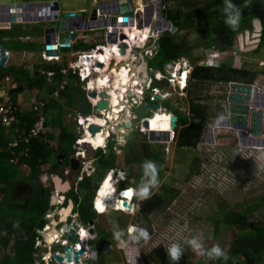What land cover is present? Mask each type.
Instances as JSON below:
<instances>
[{
	"label": "rangeland",
	"instance_id": "obj_1",
	"mask_svg": "<svg viewBox=\"0 0 264 264\" xmlns=\"http://www.w3.org/2000/svg\"><path fill=\"white\" fill-rule=\"evenodd\" d=\"M56 1L61 13L84 12L87 15L92 9L90 0ZM214 1L216 0H173L168 3V7L194 8L201 4H211ZM247 4L239 2L235 5L241 9ZM253 5L262 6L260 2ZM25 27L28 29L29 27H40V25L34 23L27 24ZM210 27L209 20H196L192 27L184 28L176 33V40L182 48L184 61V63L181 62V67L188 68L190 72L194 64L206 65L207 62L209 64V56L216 52L228 66L248 71V77L254 78L251 84L264 90V45H259L262 29L261 19L254 17L253 28L238 34L234 38L232 46L222 52L216 50ZM29 33L34 41L39 42L40 34ZM97 41L103 43L100 38ZM73 50V46L60 48L59 54L62 61L66 62L67 55ZM12 57L16 63L28 65L26 67L28 69L31 68L30 64L36 60L34 53L13 55ZM10 62L11 59L6 65H12ZM30 75L34 76L32 72ZM11 82H13L11 78L8 81L2 80V89H6L9 93V90L13 88L10 86ZM230 82L233 81L228 83L214 80L205 81L193 94L199 103L205 105L208 123L203 138L194 148L177 149L174 138H169L166 141L149 139V130H170L169 121L167 124L164 121L170 118L171 112L160 104L161 101L168 100L170 105L180 111L188 110L185 90L177 91L169 87L163 80L160 82L161 87L168 94L160 95V99H156L155 102L159 103L160 107L149 109L140 105L139 108H136L138 110L133 108L130 115L131 117H133L132 114L139 115L138 119H131L130 127L123 124L113 133L110 143H112L115 154L116 168L114 170L116 174H114V180L116 182V175L120 171L122 172L120 173L121 177H125L124 181L117 182V185L113 184V192L119 188H126L133 182V177L130 175L141 168L140 162L144 155L143 144L150 143L151 148L160 150L163 164L156 163L159 184L150 188L148 196L150 198L153 194L159 193L160 200L147 216L139 215L138 211L140 201L148 198L145 199L134 194L135 201L132 209L127 210L128 212H120L116 209L124 207H117L116 195L110 193L108 184L102 185L101 197L96 194L94 204L98 213L95 215L96 226L109 234L108 240L105 241L97 235L98 232H95L96 240L104 242L103 253L107 258L105 264H178L173 260L171 262L170 260L168 262V259L163 261V257L169 258L167 248L173 244H178L182 249L179 259L182 264H208L210 259L207 252L213 245L218 244L222 251H226L231 241L240 234L237 228L216 223L231 208L241 212L247 205L259 201L258 207L248 214V219L256 223H264V202L262 203V197H264V146L241 145L238 140V130L227 126H214L212 141H206L208 126L215 123L217 118L228 115L227 94ZM80 86L85 91L82 84ZM0 95V101L4 100L6 96ZM38 96L35 89L20 91L18 97L15 98L18 111L21 113L29 111L33 102L42 100L37 99ZM144 100L149 102L148 97H145ZM77 113L79 114L76 110H67L65 121L75 126L76 133L79 135L81 129L75 124ZM144 115H152L154 121L151 120V127H142L139 117ZM125 116V113L120 114V120ZM112 121L107 123L106 128ZM44 132L54 134L55 137L49 143L51 147H55L58 136L57 129L47 126ZM131 134H137L141 139L130 141L127 137ZM246 136L250 137L248 133ZM142 137L146 139L143 140ZM99 148H106V146ZM84 163L87 167L86 171L94 174V183L98 185L104 170L94 169L93 171L95 161L89 160ZM48 168L49 166H43L45 173L39 176V182L42 188L51 191V177L54 173H47ZM105 174L103 181L108 177V172ZM109 178L111 179L112 176L110 175ZM149 179L150 176L143 175L136 189L142 188ZM126 180L130 184L125 183ZM23 193L22 190H19L15 198L21 197ZM57 193L59 194V192ZM124 195L126 196L127 192ZM54 208L51 206L50 209ZM101 208L104 210L100 211ZM130 228H135L137 231L129 232ZM141 230L147 231L148 239H145ZM54 235H56L55 231L48 234L51 237ZM193 237L202 245L200 251L204 253L203 255L194 252L192 245L188 243ZM42 249H38L37 256ZM95 260L96 257L93 261ZM255 264H264V251Z\"/></svg>",
	"mask_w": 264,
	"mask_h": 264
},
{
	"label": "trees",
	"instance_id": "obj_2",
	"mask_svg": "<svg viewBox=\"0 0 264 264\" xmlns=\"http://www.w3.org/2000/svg\"><path fill=\"white\" fill-rule=\"evenodd\" d=\"M170 1L173 0H162V14L176 27V30L173 33L165 30L159 34L157 52L148 60L152 75L155 71H162L166 62L174 61L182 55V48L176 40V33L184 28L192 27L196 20H209L211 22L210 29L216 50L222 52L232 46L234 38L238 34L246 29H252L253 19L258 17L254 12L240 10L239 26L233 30L225 23L227 17L223 9L226 7V0H216L211 4H201L196 6L197 8L186 9L181 6L170 8L168 7ZM231 2L234 5L239 2L245 4H258L260 2L261 8L264 10V0H231ZM260 19L262 29L259 45L262 46L264 45V18ZM20 25L14 24L11 29H0V43L7 50L37 51L39 46L36 43L21 41L17 37L29 35V32L37 34L40 32V28L35 27L33 30H27ZM89 46L87 43L77 42L73 48L87 49ZM65 65V61L36 63L32 69L33 73L36 74L33 78L22 65H6L0 68V87L5 76L13 79L14 87L9 90V93L14 104H16V99L13 93L35 88L39 94L37 99L44 101L41 108L44 126H51L58 131L55 147H51L49 143L55 137L54 134L39 132L35 136L27 137L37 115L32 110L23 113L18 111L16 113L17 120L10 127L0 125V264L33 263V254L36 252L35 241L38 237L37 230L44 226L43 216L51 208L50 197L45 194L47 189L42 188L39 176L45 173L43 166H49L47 173H54V169L57 167V153H73L75 150L74 145L78 135L76 127L66 123V111L76 110L85 116L91 113V104L75 75L71 71L65 75L60 72V69ZM37 69L39 71L51 70L52 76L47 79L45 74L38 72ZM210 80L224 83L229 81L253 83L254 78L248 77V71L245 69L228 66L225 61L218 65L194 64L189 72L187 87L185 88L188 110L186 112L180 111L165 99L160 102L169 112L177 116L174 127V142L177 149L196 147L206 132L208 125L206 107L199 103L193 94L200 84ZM62 81H65V85L60 89L59 85ZM160 82L153 79L152 85L159 86ZM56 90L58 94L54 96L52 92ZM151 116L144 115L139 119ZM168 121V118L165 119V124ZM127 139L133 141L141 138L137 134H131ZM142 139L145 140L146 138L142 137ZM11 143H14V146L10 145ZM143 146L144 155L140 162L141 168L130 175L133 177L131 186L134 187L135 191L138 188L140 178L144 175L143 165L145 163L152 162L156 168V163L163 164L160 150L151 148L150 143H145ZM94 158L95 169L104 170L101 182L108 170L116 168L112 143L109 142L106 148H97ZM93 178L94 174L90 177H84L77 186L76 194L74 193L75 188L71 189L69 193V196L74 197L80 203L79 214L84 224H87L94 217L91 212V203L98 185L94 183ZM125 183L130 184L128 180ZM42 189L44 195H41ZM19 190L24 193L21 197L15 198ZM159 200L160 194L155 193L152 197L140 201L138 214L147 216L157 206ZM263 202L264 197H262ZM259 204V201L253 202L241 212L231 208L219 222H216L217 224H225L230 228H237L240 234L231 241L225 251L228 255L227 260L223 258L210 259L208 264H255L264 251V223L249 221L248 214H251ZM97 235L105 241L109 238V234L100 227H98ZM94 245L97 249L96 260L89 264H105L107 258L106 254L103 253L104 242L96 240ZM166 259L168 262L169 260L172 261L163 257V261ZM177 263L182 264L179 260Z\"/></svg>",
	"mask_w": 264,
	"mask_h": 264
},
{
	"label": "built area",
	"instance_id": "obj_3",
	"mask_svg": "<svg viewBox=\"0 0 264 264\" xmlns=\"http://www.w3.org/2000/svg\"><path fill=\"white\" fill-rule=\"evenodd\" d=\"M102 1L111 0H90L92 9L86 15V13L84 12L61 13L58 2L56 0H0V3L46 2L43 7L33 10V12L37 14L39 18H44V20H46L43 21V23L46 24L45 27H53V40L57 43V48L56 54H47L45 52L43 43L41 50L38 51V58L40 59V61H62L61 55L59 54V49L74 46V44L77 42H83L90 45L87 49H74L69 55H67L68 61L66 60V65L60 69V72L65 75L68 71H71V73L78 79V82L82 84V88L86 91V97L91 104V113L87 116L77 114L75 117V124L77 127H79V129H81L79 131L80 134L75 141V146L76 144L85 142L90 144L93 150H96L97 148L102 146L92 145L93 142H90L88 140L84 141V134L86 135L88 133V129L91 124L99 125V121H106L107 113L105 114V112H108V110L96 109V104L101 99V97H99L97 94L95 98H92L88 96V93L92 90H96L97 93L101 91L98 87V83L100 84L101 81L99 79L101 77L106 79V81H109V84H112L111 75L115 74L116 70L124 68L126 69L128 80L133 83L129 84L124 91V97L122 98L123 100H121L122 103L118 107L120 110L118 114L120 115L125 113L126 116L124 118L127 117L131 121V119L137 118L135 114H132L133 117H131L130 115V112L133 110V108L140 105L145 106V103L155 102L156 94L162 96L164 94H168L167 91L161 87V84H159V86H153V79H156L158 81L163 80L169 87H172L177 91H184L187 87L189 74L188 68L181 67V62L184 63L183 57L181 56H179L174 61L166 62L163 66L162 71H155L153 75L151 73V67L148 66V60L156 54L158 48L157 38L160 34V31L156 29L157 18L155 14L156 1L158 0H153V13L146 25H144L143 23L144 16L146 17L145 6L148 7L150 3H146L144 0H131L133 5V16L128 17L127 21L123 23L117 20V17L121 16L122 13L118 11L104 12L101 10L100 3ZM53 2H56V4L54 5ZM3 13L4 12H0V14ZM136 14L141 15L140 27L137 26V20L135 16ZM52 17H55L54 21H51ZM108 18H113L114 23L108 24L106 22ZM102 21H104V25H100V22ZM31 22L40 23L36 21H5L0 22V29H11L14 24L22 25ZM91 22H94L96 24L90 25ZM165 30L167 29H163V31ZM60 32L69 34L76 32V35L73 39L70 38L68 39V41H62L61 43H59L57 36ZM113 32H115L116 41L109 42L108 36ZM41 33L44 39L43 28ZM30 38L31 37L29 35H19L17 37V39L21 41H28L30 40ZM98 38H100L103 43L98 42ZM121 43L126 44L124 52H121ZM5 53L9 58L10 51L6 49ZM111 55L112 57L109 58V56ZM208 61L209 64H207V62L206 65H218L220 62H224L221 58L218 57V54L216 52L212 53L209 56ZM141 64L144 67V71L140 69ZM172 70H175V73H177V78ZM37 71L40 73H44L47 79L52 76L51 70L39 71V69H37ZM185 71L187 72V74L185 78L182 79L181 74ZM4 79L9 80L10 77L5 76ZM93 81L95 82L92 84ZM64 85L65 81H62V83L59 85V88L62 89ZM105 92L107 93L108 91ZM52 94L56 96L58 94V91L56 90ZM5 96V99L0 101V125H3L4 127H10L17 120L16 113L18 112V108L16 104H14V102L10 99V97H8L6 94ZM145 97H148L149 102H145ZM43 105V100H37L33 102L31 107L29 108V110L35 111L37 115L27 133V137H32L39 132H44L46 126H44L43 124L44 116L41 113V108L43 107ZM119 115L114 118L113 122L116 124L115 129L110 130L109 139L103 147L107 146L113 136V133L116 132V130L121 127V125H123V119L120 120ZM145 118L147 117L140 119L141 124L143 119ZM99 126L102 127L101 125ZM142 127L144 126L142 125ZM110 129L112 128L110 127ZM97 133L98 132H96L95 134ZM94 135L90 133L89 137L94 138ZM169 138H174V129L170 130ZM10 145L14 146V143H11ZM85 152L86 148H77L75 151V155L77 157H84V155H86ZM114 169L115 168L110 169L107 172L113 171ZM124 179L125 177H122V179L117 178L115 185H117V182L120 183L121 180L124 181ZM129 191H132V193L127 196L128 199H125L124 197L126 196L124 194ZM134 194V187L131 185H127L126 188H119L116 191V198L119 199V202L126 201L127 204L130 203L132 206V201L135 197ZM63 203L64 196H62L61 193L58 194L57 192H55V203L50 204V206L55 208L53 210L48 209L46 211L43 216L45 224L41 229L37 230L38 237L35 241L36 252L33 254L34 261L32 264H89L95 259L97 249L94 245V241H96L97 235L94 232L90 234V230L93 231L92 225L79 224L76 226V228L74 229V233L77 237V241L74 244H70V238L66 237V234H68L69 230L71 229L70 226L71 224H73L74 220L69 222V227L66 226L65 218L62 216V212L64 211ZM122 212L128 211L126 210ZM62 217L64 218V220L62 219ZM52 231H55L56 235H54L53 237L48 236V233H51ZM66 247L72 248L69 261L65 260L64 248ZM39 248L43 249L37 256V251ZM81 248H84V252L78 256L77 262H75L74 252H78ZM54 256H60L62 258V261L57 262L54 259Z\"/></svg>",
	"mask_w": 264,
	"mask_h": 264
},
{
	"label": "water",
	"instance_id": "obj_4",
	"mask_svg": "<svg viewBox=\"0 0 264 264\" xmlns=\"http://www.w3.org/2000/svg\"><path fill=\"white\" fill-rule=\"evenodd\" d=\"M146 3H150V5L146 9V17L144 16V25H146L153 13V0H144ZM162 1H156V9L155 14L157 18L156 29L160 31V34L163 32V29H167L170 32H175L176 27L168 21L165 16L162 14ZM46 2H5L0 3V12H4L0 14V22L11 21V22H27V21H36L43 22L46 21L44 18H39L37 14L33 12L35 9H39L44 6ZM55 5L56 2H53ZM101 10L104 12H113L118 11L122 13L121 16L117 17V20L125 23L128 17L133 16V5L131 0H111V1H102L100 3ZM25 11V12H24ZM83 14V13H82ZM137 26H141V15L136 14ZM55 17H52L51 21H54ZM108 24L114 23L113 18H108L106 21ZM53 23V22H51ZM96 23L91 22L90 25H95ZM132 24V23H131ZM100 25H104V21L100 22ZM59 27V25H58ZM57 27V28H58ZM44 33V49L47 54H56L57 43L53 40V27L48 26L43 28ZM76 35L74 33H65L60 32L58 34V42L68 41V39H73ZM109 42H115V32L108 36ZM121 52H124V48L126 47L125 43H121ZM216 47V46H215ZM6 47L0 43V68L5 66V63L8 59L7 54L5 53ZM253 91L261 92L259 93V99H257V95H253ZM150 92V91H149ZM98 94L101 99L96 104V109H110L109 97L108 94L101 90L100 92H96V90H92L88 93V96L95 98ZM156 99H160V95H155ZM228 101V115L217 118L216 122L210 124L207 129L206 141L211 142L213 137V127L214 126H227L238 130L239 142L241 145H255V146H264V91H260L256 85L251 83H243L233 81L229 83V91L227 94ZM252 104L250 105V103ZM145 107L149 109H158L160 107L157 102L145 103ZM176 114L171 113L169 118V127L170 130H173L176 125ZM148 118L143 119L142 125L147 128ZM123 124L127 127H130L131 121L129 118L123 119ZM89 132L94 135L97 131L100 130L99 125L91 124L89 126ZM170 130H149L150 140H161L166 141L169 139ZM249 134V139L245 138V134ZM77 147L86 148V154L92 155L94 150L92 146L88 143L82 142L81 144H76ZM77 160L75 158L70 159V169L72 171L76 170ZM65 168L62 167L55 171L54 175L51 177V183L55 192L64 193L70 188V184L68 181L62 180V170ZM135 200V198H134ZM55 203V196L50 198V204ZM124 208L128 210L132 209L131 204H127L126 201L121 202ZM71 229L69 230L66 237L70 238V244H74L77 241V237L74 233V229L76 228L75 224H71ZM39 232V231H38ZM93 231L90 230V234ZM85 243V242H83ZM71 247L64 248L65 251V260H70V252ZM84 252V248H81L78 252H74V261L77 262V258L80 254ZM54 259L57 262H61L62 258L60 256H54Z\"/></svg>",
	"mask_w": 264,
	"mask_h": 264
},
{
	"label": "flooded vegetation",
	"instance_id": "obj_5",
	"mask_svg": "<svg viewBox=\"0 0 264 264\" xmlns=\"http://www.w3.org/2000/svg\"><path fill=\"white\" fill-rule=\"evenodd\" d=\"M239 10H244L245 12L246 11L254 12V13H256V15H258V17H256V18H259V19L264 18V10L261 7H256L251 3L245 5L243 8H241ZM161 12H162V10H161ZM185 74H187V73H185ZM88 141H90V140H88ZM74 148H75V150L73 153H71V152L70 153H62V152L57 153V155H56L57 167L54 169V173H55L56 170L64 167L65 169L62 170V177L61 178H62V180L68 181L70 184V188L66 192L61 193V195L64 196L63 209H64V211H66V216H64V218H65L66 226H68V227H69V222L73 221V220H74L73 223L75 224V226H77L79 224H84V222L81 219L80 214H79V208H80L79 204L80 203L77 202L74 199V197L69 196V193H70L71 189L75 188L74 193L76 194V189L78 188L77 186H78L79 182H81L84 177L92 176V174H93L92 172L85 170L87 167L85 166L84 162L89 161V160H91V162H94V159H95L94 153L96 151V150H94L92 156L91 155L90 156L84 155V157H81V156L77 157L75 155V151H76L77 147L74 145ZM71 158H75L77 160V162H76L77 166H76L75 171H72L70 169V159ZM88 167H91V165H88ZM94 169L95 168H93V171H94ZM102 181L98 184L97 190L95 191L94 198H93L92 203H91V212L94 214V217L92 219H90L87 223L89 225H92L94 233L98 232V227L96 226V217H95V215L98 213L95 210L96 205L94 206V200L96 198L97 191L100 189ZM51 188H52L51 191L49 189H47V191L45 192V194L49 195L50 198L52 196H55V190L53 188L52 183H51ZM41 195H44L43 189L41 190ZM134 201L135 200L133 199L132 207H133ZM62 219H63V217H62Z\"/></svg>",
	"mask_w": 264,
	"mask_h": 264
},
{
	"label": "bare ground",
	"instance_id": "obj_6",
	"mask_svg": "<svg viewBox=\"0 0 264 264\" xmlns=\"http://www.w3.org/2000/svg\"><path fill=\"white\" fill-rule=\"evenodd\" d=\"M112 57V55L111 56H109V58H111ZM140 69H142L143 71H144V67L142 66V64H141V68ZM172 72L175 74V76H176V78H177V73H175V70H172ZM185 73H187L186 71L185 72H183L182 74H181V77H182V79H184L185 78V76H186V74ZM179 74H180V72H179ZM179 78V77H178ZM99 80H101L100 81V84L98 83V86H99V88L100 87H102V89H100V90H104V91H108L107 93H108V97H109V100H110V104H111V106H110V109L108 110V112H105V114L107 113V116H106V122L108 123V122H110V121H112V120H114V118L115 117H117L119 114V106L121 105V100H123L122 98L124 97V89L126 90V87L129 85V84H132L133 82H130L129 80H128V75H127V71H126V69L124 68V69H120V70H118L117 72H115V74H113V85L114 86H112V85H109V81H106L105 79H103V78H100ZM95 82V81H94ZM94 82H92V84L94 83ZM131 86H133V85H131ZM121 87V88H120ZM120 88V89H119ZM122 89V90H121ZM100 92V91H99ZM259 93H261V92H256V91H253V95H259ZM257 99H259V96L257 97ZM252 104V102L250 103V105ZM120 116V115H119ZM125 119V118H124ZM151 119H152V116L151 117H149L148 118V126H147V128L148 127H151V125H152V122H151ZM103 122H105V121H103ZM115 123L112 121L111 123H110V127L112 126V129H108V127H107V130H106V127H105V125H102V124H99V125H101L102 127H100V130L99 131H97L98 133L97 134H95L94 135V137L95 138H91V137H89L90 136V132L88 131V133L85 135L84 134V141H86V140H90V142H93V144L92 145H96V146H104L106 143H107V141H108V139H109V136H110V130H113V129H115ZM103 127H104V129H103ZM109 127V128H110ZM161 130V129H160ZM106 131V133H104ZM213 131H214V129H213ZM245 138H247V139H249L250 137H248V136H246V134H245V136H244ZM112 173L113 172H116V171H111ZM120 173H122L121 171H120ZM112 176V178L110 179L109 178V176ZM116 177L117 178H120V179H122V177H121V174H118V175H116ZM114 178H115V175L113 176L110 172L108 173V177L106 178V180L105 181H103V186H104V184H108V187H109V189H110V193L111 192H113V190H114V188H113V184L115 183V180H114ZM103 186H101L100 187V189H99V191H98V193H97V195H99L100 196V192H101V190L103 189ZM130 193H132V191H129V192H127V195L129 196L130 195ZM116 195V194H115ZM126 195V196H127ZM112 197H113V195H111ZM101 197V196H100ZM125 199H128V197H124ZM95 201V200H94ZM116 201H117V203L116 204H118L117 205V207H123L122 206V204H121V202H119V199H116ZM130 204V203H129ZM126 210H128L127 208H125ZM124 208H119L118 210H125ZM62 214H63V217L64 216H66V211H63L62 212ZM64 219V218H63ZM53 232V231H52ZM48 234H50V233H48ZM84 236H86V235H84Z\"/></svg>",
	"mask_w": 264,
	"mask_h": 264
},
{
	"label": "clouds",
	"instance_id": "obj_7",
	"mask_svg": "<svg viewBox=\"0 0 264 264\" xmlns=\"http://www.w3.org/2000/svg\"><path fill=\"white\" fill-rule=\"evenodd\" d=\"M225 15H226V20L225 23L233 30H236L239 26L240 18H241V13L240 10L237 8L236 5H234L231 0H226V7L223 9ZM223 119V117H221ZM144 167V175L146 177L150 176V179L148 180L147 183L143 185L142 188L139 190L136 189L135 194L137 196L143 197V198H148L149 196V190L152 187H156L159 184V181L157 179L158 176V171L154 163L148 162L143 165ZM135 198V197H134ZM133 198V199H134ZM104 209L101 208L100 211H103ZM137 229L135 228H130L129 232H135ZM142 235L145 237V239H148V233L146 230H141ZM188 243L192 245L193 251L196 252L199 255H203L200 251L202 248V245L197 242V239L195 237L191 238ZM167 255L168 257L173 260V261H178L181 258L182 255V249L178 244H173L171 247L167 248ZM207 256L209 259H221L223 258L224 260L228 259V255L225 251H222L220 245H213L211 249L207 252Z\"/></svg>",
	"mask_w": 264,
	"mask_h": 264
},
{
	"label": "crops",
	"instance_id": "obj_8",
	"mask_svg": "<svg viewBox=\"0 0 264 264\" xmlns=\"http://www.w3.org/2000/svg\"><path fill=\"white\" fill-rule=\"evenodd\" d=\"M27 24H34V22H31V23H27ZM27 24H22V25H20V27H24V28H26L25 26L27 25ZM39 25H40V32L39 33H37V34H40V39H39V42H37V41H34V39L32 38V36L31 35H29L31 38H30V40H28V41H31V42H33V43H36L38 46H39V49L37 50V51H35V50H30V51H26V50H9L10 51V56H9V58L7 59V61H6V63H5V66H6V64L8 63V61L11 59V64L12 65H22L24 68H26L28 65H24V64H18V63H16V60L15 59H12L13 57V55H22V54H35V58H36V60L34 61V63H31L30 65H31V68L30 69H28V68H26L28 71H29V73H31L32 72V75L34 74L33 73V71H32V69H33V66L36 64V63H41L42 61H40V59L38 58V51L39 50H41V48H42V46H43V43H44V39H43V36H42V33H41V31H42V28H44L45 26H46V24L45 23H43V22H40V23H38ZM43 24V25H42ZM44 24H45V26H44ZM27 29V28H26ZM34 29V27H29L27 30H33ZM37 34H35V35H37ZM181 57H182V55H181ZM118 70H116V72H117ZM37 72V71H36ZM111 73V72H110ZM36 76V74H34V76L33 77H35ZM112 76V84H109V85H112V86H114L113 85V74L111 75ZM32 77V76H31ZM32 77V78H33ZM11 78V77H10ZM101 78H103V77H101ZM12 79V78H11ZM104 79V78H103ZM4 81H8V80H5V79H3ZM106 80V79H105ZM94 82V81H93ZM3 85V84H2ZM4 86V85H3ZM11 87H14V82H11V85H10ZM99 87V86H98ZM5 88V87H4ZM121 88V87H120ZM119 88V89H120ZM33 89H35V88H33ZM99 89H102V87H100ZM29 90H32V89H29ZM36 90V89H35ZM122 90V89H121ZM22 91H27V90H21V92ZM37 91V90H36ZM123 91H125V89L123 90ZM19 93H20V91L19 92H16V93H13L14 94V96H15V98H17L18 97V95H19ZM52 93H54V92H52ZM0 94H6L8 97H10L11 95L6 91V89H2V87L0 88ZM12 94V95H13ZM124 94V93H123ZM55 96V95H54ZM0 97H1V95H0ZM135 108H139V106L138 107H135ZM78 114V113H77ZM78 115H82V114H78ZM170 115V114H169ZM152 121H154V119H151ZM99 124H102V125H105V127L107 126V122L105 121V122H103V121H99ZM114 125V124H113ZM116 125V124H115ZM114 125V126H115ZM110 126H108V129H110L109 128ZM111 128H112V126H111ZM106 130H107V128H106ZM104 133H106V131L104 132ZM109 173V172H108ZM110 173L113 175V174H116V172H111L110 171ZM120 174V173H119ZM118 175V174H117ZM114 176V175H113ZM114 191V190H113ZM113 194H116V192H112ZM105 201V200H104ZM105 202H108V201H105ZM108 203H110V202H108ZM119 208H117L116 210H118Z\"/></svg>",
	"mask_w": 264,
	"mask_h": 264
}]
</instances>
